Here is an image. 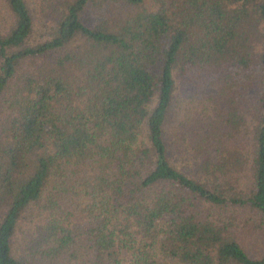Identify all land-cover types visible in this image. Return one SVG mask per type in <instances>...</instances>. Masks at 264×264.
<instances>
[{"label":"trees","instance_id":"obj_1","mask_svg":"<svg viewBox=\"0 0 264 264\" xmlns=\"http://www.w3.org/2000/svg\"><path fill=\"white\" fill-rule=\"evenodd\" d=\"M0 264H264V0H0Z\"/></svg>","mask_w":264,"mask_h":264},{"label":"rangeland","instance_id":"obj_2","mask_svg":"<svg viewBox=\"0 0 264 264\" xmlns=\"http://www.w3.org/2000/svg\"><path fill=\"white\" fill-rule=\"evenodd\" d=\"M111 11L112 13H109ZM123 12H124V9L123 8L121 9L120 7H116L113 10H111L110 8H107V9H104L103 11L88 8L82 13L81 20L85 25L90 26L94 21H97L101 18H105L108 15H120ZM39 21L41 25L40 15H39ZM36 23H37L36 29L40 31L39 22H36ZM177 84L179 88L178 93L180 95V98L178 101L179 102L180 100L184 101L185 99H187L185 95H189V93L186 92L187 90L186 83L184 82V80L178 77ZM255 242H256L255 239L250 236H244L242 238V243L246 245V250L248 251H253V249L255 248Z\"/></svg>","mask_w":264,"mask_h":264}]
</instances>
